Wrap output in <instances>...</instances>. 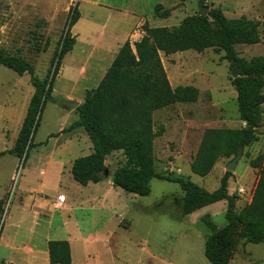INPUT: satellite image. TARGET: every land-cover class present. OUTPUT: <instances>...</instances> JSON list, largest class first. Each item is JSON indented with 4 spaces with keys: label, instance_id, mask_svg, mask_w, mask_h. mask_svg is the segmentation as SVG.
Segmentation results:
<instances>
[{
    "label": "rangeland",
    "instance_id": "rangeland-1",
    "mask_svg": "<svg viewBox=\"0 0 264 264\" xmlns=\"http://www.w3.org/2000/svg\"><path fill=\"white\" fill-rule=\"evenodd\" d=\"M88 2L96 3V6ZM158 5L163 6L159 14L163 11L170 14L162 24L154 19V8ZM202 6L208 10H220L228 20L245 18L260 22L259 44L236 46L235 51L246 61L264 57V0H207ZM74 8L82 20L77 27L78 21L71 27L69 34L71 37L79 35L83 44L88 46L94 44L95 35L103 32L102 26L110 30L132 22L128 15L130 10L140 11L152 28L171 30L184 19L199 14V1L0 0V48L10 56L26 60L40 80L46 79L53 72L55 53ZM137 33L141 40L144 32L138 30ZM79 47L73 51L74 56L80 52ZM160 57L171 88L194 87L199 96L193 104H176L154 113V130L161 132L153 144L155 167L160 172L188 179L207 192H214L223 175L228 173L226 166L235 157L219 160L205 178L194 175L190 164L206 130H239L244 126L238 117L229 65L222 59L223 53L213 50L200 54L187 51L167 57L160 53ZM71 58L66 55L62 58L60 68L65 66L67 69L58 72L53 81L52 97L60 103L59 107L65 103L62 99L67 94L78 97L82 88H95L83 85L85 83L74 84L73 74L69 71ZM33 92L28 76L20 77L0 66V116L10 109L15 113V124L18 118L23 120ZM57 105L46 102L32 140L35 147L26 159L9 155L0 159V201L4 203L0 231L3 218L6 227L10 217L14 224L35 232L52 228L63 236L76 231L73 227L76 223L82 233L96 235V243L83 256L82 264H210L203 254L210 233L202 219L222 228L226 203H217L183 217L174 204V200L182 198L183 194L173 183L152 180L150 194L138 197L112 187L109 179L81 187L72 180L69 169L70 180L66 171L59 180L57 165L90 155L92 145L85 133V141L78 135L69 137L71 143L67 140L70 132L62 134L61 131L68 129L72 121H78V116H68L67 123L66 112ZM16 137V128L13 127L3 146H10ZM256 137L255 143L242 150L234 171L229 173V193L238 197L237 214L250 204L256 183L259 169H252L250 162L258 157L262 158L261 165L264 161V107L263 121ZM0 149L4 148L0 146ZM121 162V153H113L107 157L105 166L113 174ZM22 191H29L26 196H33L32 201L39 197L33 193L36 191L48 196L49 213L45 214L46 217L41 214L35 218L34 209L30 210V206L19 202L23 201L24 196L19 195ZM61 194L67 197L63 209L54 205ZM68 206L72 209L69 210ZM78 258H82L81 251ZM230 264H264V246L240 242Z\"/></svg>",
    "mask_w": 264,
    "mask_h": 264
},
{
    "label": "trees",
    "instance_id": "trees-1",
    "mask_svg": "<svg viewBox=\"0 0 264 264\" xmlns=\"http://www.w3.org/2000/svg\"><path fill=\"white\" fill-rule=\"evenodd\" d=\"M198 1L204 4L207 0ZM162 10L161 5L156 6L154 15L168 18L169 11L159 14ZM78 20L79 13L74 8L55 53L53 72L44 80L36 76L33 66L26 60L10 56L0 48V66L20 77L28 76L34 90L14 147L1 152L0 158L10 155L26 159L35 147L32 140L46 102L60 104L52 97L53 81L62 58L73 49L75 39L69 30ZM262 25L264 28V23ZM260 26V22L245 18L228 20L218 9H209L207 17L199 14L188 17L171 30L144 25V36L133 44L134 50L129 42L119 49L99 85L87 91L84 103L75 109L78 121L61 131L82 128L92 145V153L74 160L70 170L72 180L81 187L110 179L112 187L126 194L147 197L152 180L173 183L183 194L182 198L174 200L183 217L225 202L222 228L202 219L210 233L203 252L210 264H230L240 242L264 246V161L261 165L262 158L258 157L250 162V167L259 171L251 202L239 214L235 211L238 197L231 195L228 189L229 173L223 175L219 187L210 193L179 175L157 170L153 144L161 132L154 130V113L176 104H193L199 96L194 87L171 88L160 53L167 57L187 51L200 54L213 50L223 53L222 59L229 65L238 117L244 126L239 130L205 131L190 164L194 175L205 178L219 160L234 158L239 149L244 150L257 141L256 131L263 121L264 57L246 61L238 57L235 47L259 44ZM113 153H121L123 162L113 174L108 171L106 178L105 161ZM3 205L0 201V216ZM47 247L49 264H72L67 241H51Z\"/></svg>",
    "mask_w": 264,
    "mask_h": 264
},
{
    "label": "crops",
    "instance_id": "crops-1",
    "mask_svg": "<svg viewBox=\"0 0 264 264\" xmlns=\"http://www.w3.org/2000/svg\"><path fill=\"white\" fill-rule=\"evenodd\" d=\"M88 3L96 6V3H91V2ZM128 13H129L128 15H130L132 19V22H129L120 28L117 27L110 30H108L107 26H102L103 32H101L100 35H95L94 37L95 41L93 42L94 43L93 45L87 46L86 44H83L84 43L83 39L80 38L79 35H76L75 37L74 35H72L73 38L75 39V44L73 46L72 51L66 54V56L72 57L71 65L69 66L70 67L69 71L73 74L75 85H80L85 83L83 85L86 86L89 85L91 87L93 86L96 88L103 79L106 71L113 63L116 55L119 52V49L126 42H129L132 50H134L133 44L140 41V39L137 37L139 36V34L137 33L138 30L143 32L142 27L144 25H147L148 27L152 28L148 24V22L144 19V16L140 13V11L130 10ZM154 19H156L158 22L161 21L160 24H162L163 23L162 20H164L158 18L157 16ZM81 20L82 17L79 13V20L75 27L79 25ZM78 46H80L79 47L80 52L76 54L77 56H74L75 54H73L74 53L73 51ZM80 55H83V57H80ZM66 69L67 67L63 66L60 68L58 72L62 73V71H66ZM87 91L90 90L82 88L81 93L78 97H74L73 94L69 93L67 94L66 98L62 99L63 100L62 103L75 102L78 107L84 103L85 95ZM52 93H53V89H52ZM57 106L61 111H64L62 110L61 107H59V105ZM3 107L5 108L6 106ZM10 108L12 107L10 106ZM73 114L77 115V112L75 110L71 112H66L67 116H65L66 117L65 121L67 123L69 122L68 116ZM14 115L15 113L11 112L10 109L8 110L7 113L4 112L1 113L0 146H2V148L4 149H0V153L13 149L17 137L16 139H13L14 141L11 143L10 146L4 147L3 145L5 144V142L7 143V141L9 140L10 130L13 127L16 128V134L18 136L22 123L25 119V117L23 120L21 118H18L19 120H17V123L15 124ZM75 122L77 121H72L69 126H71ZM84 133L85 132L82 128H76L75 130L70 131L67 140L71 143V139H69V137L75 138L78 135L82 137L83 140L85 141ZM60 137H57V139H59ZM47 145H48V141H47ZM8 157H13V156L9 155ZM73 162H69L68 164L61 162L60 164L57 165L58 167L57 173L59 180H62V177H64L63 171H66L67 174L68 173L67 169H69V171L71 170ZM67 177L70 180L69 173ZM27 193L30 192L22 191L19 193V195L22 194V196H24L23 201L19 200V202L24 205L27 204L26 206H30L29 207L30 210L34 209L35 218H39L41 214L46 217L45 214L49 213L47 208L49 202L48 200H46L48 196L42 195L40 192L36 191L33 193H36L35 195L39 197H37L35 200L32 201L31 199H33L32 198L33 196H26ZM61 196H64L65 201L63 204H61L59 208L63 209L67 202V197L65 194H61ZM54 205H57V202H54ZM67 208L70 210L72 209V206H68ZM77 226L78 225L76 223L73 224V227L76 229V231H69L70 234L63 236L59 234V231H54L52 228L51 229L45 228L40 232H35L34 230H30L26 227H23L21 224L20 225L14 224L12 222L11 217L8 219L7 226L5 227V219L3 218L1 231H0V264H49L47 245L51 241H67L70 247L71 263L82 264V262L84 261L83 256L84 255L86 256V253H88L91 247L96 243L95 242L96 235H91L90 233H86V234L82 233ZM79 251H81L82 253V258H80V260L78 258Z\"/></svg>",
    "mask_w": 264,
    "mask_h": 264
},
{
    "label": "water",
    "instance_id": "water-1",
    "mask_svg": "<svg viewBox=\"0 0 264 264\" xmlns=\"http://www.w3.org/2000/svg\"><path fill=\"white\" fill-rule=\"evenodd\" d=\"M208 9L204 8L202 6V1H199V8H198V13L201 17H207L208 16ZM237 75H234V78H236ZM62 110L66 111V112H71L73 110H75L77 108V104L75 102H65L62 106H61ZM242 150L243 149H239L237 155L235 156V158L226 166V172L230 173L234 171V168L237 165V162L239 161V159L241 158L242 155ZM105 177L108 178V170H105Z\"/></svg>",
    "mask_w": 264,
    "mask_h": 264
},
{
    "label": "built area",
    "instance_id": "built-area-1",
    "mask_svg": "<svg viewBox=\"0 0 264 264\" xmlns=\"http://www.w3.org/2000/svg\"><path fill=\"white\" fill-rule=\"evenodd\" d=\"M64 201H65V198H64V196H58L57 197V200H56V202H57V205H55V207H60L61 206V204H63L64 203Z\"/></svg>",
    "mask_w": 264,
    "mask_h": 264
}]
</instances>
